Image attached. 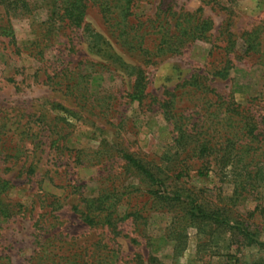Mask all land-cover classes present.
<instances>
[{
    "label": "rangeland",
    "instance_id": "obj_1",
    "mask_svg": "<svg viewBox=\"0 0 264 264\" xmlns=\"http://www.w3.org/2000/svg\"><path fill=\"white\" fill-rule=\"evenodd\" d=\"M87 1L86 29L54 23L56 0L0 5V178L10 182L3 200L27 208L22 219L0 218V264H28L36 249L34 219L50 212L53 207L48 205L54 201L55 218L45 219L53 220L65 236L61 245L80 254L75 264H85L92 251L105 248L117 264L150 256L161 264H251L264 259V251L246 247L225 228L189 226L175 241L171 233L179 211L151 206L143 195L146 185L119 157L126 152L160 164L174 154L172 126L163 120L158 102L192 77L206 78L214 93L248 108L264 130V0H136L130 20L145 27L156 12L162 17L167 9L192 13L201 8L198 16L212 23L206 40L188 43L179 54L154 58L153 64H144L138 52L120 46L97 0ZM6 28L11 38L5 36ZM45 32L48 37L41 38ZM248 40L254 42V52H245ZM86 63L100 67L86 68ZM131 67L140 68L144 76L140 104L127 97L134 80ZM218 71L223 76H215ZM193 106L187 96L178 100V110L192 116L191 124L196 120ZM259 161L264 171V147ZM30 163L33 176L27 175ZM175 183L208 209H223L264 242V181L235 203L229 201L232 186L212 173L199 178L190 171ZM113 190L119 199L118 217L144 209L145 226L129 219L118 222L113 234L106 226L86 227L72 211L76 206L82 210L84 200Z\"/></svg>",
    "mask_w": 264,
    "mask_h": 264
},
{
    "label": "trees",
    "instance_id": "obj_2",
    "mask_svg": "<svg viewBox=\"0 0 264 264\" xmlns=\"http://www.w3.org/2000/svg\"><path fill=\"white\" fill-rule=\"evenodd\" d=\"M7 1L9 0H0V5ZM87 2V0H56L52 15L54 23H61L73 29H86L84 17ZM97 2L105 24L117 34L116 39L119 40L120 46L138 52L143 57L144 64H153L152 60L160 56L179 54L188 43L206 40L207 34L212 29L210 20L198 16L201 8L192 13L182 10L171 13V9H167L162 12V17L156 12L145 27L143 22L130 20L134 15L136 0H97ZM21 3L25 8L26 5ZM202 3L208 2L202 0ZM48 35L49 33L45 32L40 37L47 38ZM5 36L10 38L12 36L7 28ZM38 42L42 47V40ZM149 42L153 47L149 46ZM226 42L228 48L233 45L230 35ZM245 42V52H254L256 48L254 42L249 40ZM46 44L48 40L45 39ZM37 55L40 60L43 59L41 52ZM96 66L99 65L85 64L86 68ZM129 70L134 80L127 97L129 101L140 104L145 99L144 76L138 67H131ZM214 75L223 76L221 71ZM63 76L66 79V76ZM206 82V78L192 77L171 91H167L164 98L158 102L163 120L167 125L172 126L174 154L166 157L160 164L145 163L126 152H121L119 157L124 166L131 169L146 185L143 195L148 197L147 202L150 201L151 206L160 210L179 211L180 220L176 219L174 231L171 233L175 236V241H180L182 232L187 227L201 228L200 226L205 224L209 227L225 228L240 236L242 244L246 247L253 246L264 251V242L259 241L256 234L241 222L230 220L223 209H208L198 203L190 191L177 188L175 183L182 177L188 176L190 171L199 178L212 173L220 183L232 186L229 201L235 203L248 192V188H253L264 181L263 168L259 167V158L264 147V130L260 131L258 121L248 108L236 105L231 100H224L214 93ZM75 85L77 84L65 88L72 89ZM183 95L192 101L193 108L197 110L196 120L192 124L190 123L192 116H184L177 108L178 100ZM53 142L55 146L57 141ZM34 173V166L30 163L27 175L33 176ZM9 188L10 182L0 178V218L22 219L27 208L3 200V195ZM118 201L116 191L113 190L96 198L84 200L82 210H78L76 206L72 207V211L78 214L86 227L106 226L113 234L117 232L118 222L129 219L139 226H145L147 217L143 215L146 213L144 209L129 213L125 211L121 217H118ZM57 203L54 201L48 205L53 207L51 211L38 214L34 219L36 249L28 264H75L80 261V254H71L70 247L68 249L63 247V243L61 245L60 239L65 236L59 229H55L53 220L45 219L46 215L51 216L50 219L55 218L52 213L57 211L55 207ZM85 264H117V262L114 253L105 248L99 252L92 251ZM135 264L161 263L150 256ZM234 264L245 263L236 261ZM251 264H264V259Z\"/></svg>",
    "mask_w": 264,
    "mask_h": 264
}]
</instances>
